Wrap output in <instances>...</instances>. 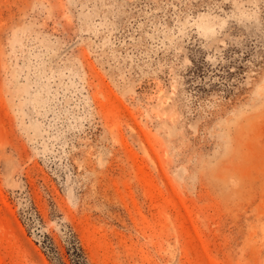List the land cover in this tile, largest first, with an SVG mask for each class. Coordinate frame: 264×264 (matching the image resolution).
I'll list each match as a JSON object with an SVG mask.
<instances>
[{
	"label": "rangeland",
	"instance_id": "obj_1",
	"mask_svg": "<svg viewBox=\"0 0 264 264\" xmlns=\"http://www.w3.org/2000/svg\"><path fill=\"white\" fill-rule=\"evenodd\" d=\"M0 264H264V0H0Z\"/></svg>",
	"mask_w": 264,
	"mask_h": 264
},
{
	"label": "trees",
	"instance_id": "obj_2",
	"mask_svg": "<svg viewBox=\"0 0 264 264\" xmlns=\"http://www.w3.org/2000/svg\"><path fill=\"white\" fill-rule=\"evenodd\" d=\"M81 252H82V251H81L80 248H78V247H76V246L73 247V253H74V255H75V257H76L77 259H80V258L82 257Z\"/></svg>",
	"mask_w": 264,
	"mask_h": 264
}]
</instances>
